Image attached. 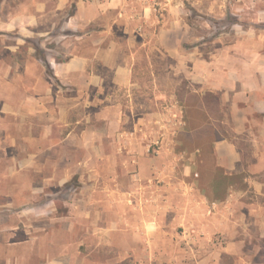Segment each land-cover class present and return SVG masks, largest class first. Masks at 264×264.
<instances>
[{
  "label": "crops",
  "instance_id": "1",
  "mask_svg": "<svg viewBox=\"0 0 264 264\" xmlns=\"http://www.w3.org/2000/svg\"><path fill=\"white\" fill-rule=\"evenodd\" d=\"M72 4L59 32L55 23L41 27ZM121 4L0 0V264H120L140 257L135 245L141 242L142 259L151 258L150 238L137 232L140 224L118 213L129 205L137 209L132 198L129 204L122 197L135 195L134 189L99 186L102 174H59L56 168L70 161L72 149L102 146L97 128H77L82 120L71 118L72 98L104 94L110 103L100 117L108 120L111 135L119 129L115 93L131 79L129 65L112 52L120 50L119 36H133L128 21L124 29L116 26ZM120 16L129 19L127 12ZM251 31L210 59L196 58L190 69L191 94L202 108L208 93L219 101L203 128L218 132L210 167L226 181L220 186L208 174V187L194 188L206 207L195 225L213 244V264H264V31ZM97 67L114 69L113 78ZM76 175L83 185L60 197L59 188ZM236 177L244 187L232 182ZM219 194L213 212L208 202ZM141 224L149 227L148 221Z\"/></svg>",
  "mask_w": 264,
  "mask_h": 264
},
{
  "label": "rangeland",
  "instance_id": "2",
  "mask_svg": "<svg viewBox=\"0 0 264 264\" xmlns=\"http://www.w3.org/2000/svg\"><path fill=\"white\" fill-rule=\"evenodd\" d=\"M121 6L120 13L127 12L129 19L119 13L116 26L124 29L128 21L133 36H119L120 50L112 52L120 64L129 65L131 79L119 84L115 93L119 129L111 135L108 120L100 117L102 107L110 103L104 94L90 91L87 99L72 98V120H82L79 129L97 128L102 146L72 149L69 162L56 163L57 171L102 174L99 186L135 190V195L122 197L125 203L132 198L137 209L129 205V211L118 213L140 224L137 232L150 238L146 245L151 258L142 259L145 244L141 242L135 245L140 257L120 264H213V244L195 225L206 207H201L202 196L194 191L199 183L208 187L210 178L220 186L226 179L213 174L210 167L213 136L203 128L202 101L191 94L190 69L196 58H212L250 30L264 31V0H123ZM73 12L72 4L65 13L45 19L41 27L51 28L55 23V32H59ZM57 49L67 52L60 44ZM103 72L109 80L114 76V69ZM106 86L109 90L110 83ZM92 181L87 175V182ZM232 182L245 186L238 177ZM82 185L76 175L59 188V196L66 197V191L72 194ZM220 195H212L208 202L213 212L212 199ZM146 221L149 227L141 224Z\"/></svg>",
  "mask_w": 264,
  "mask_h": 264
},
{
  "label": "trees",
  "instance_id": "3",
  "mask_svg": "<svg viewBox=\"0 0 264 264\" xmlns=\"http://www.w3.org/2000/svg\"><path fill=\"white\" fill-rule=\"evenodd\" d=\"M204 101H205V107H203L204 110V114H205V121L206 124L210 121V116L212 117L213 115H215L218 111H219V101H218V97L213 94V93H208L206 94L204 97ZM205 127V126H203ZM208 133L213 136V140L217 139L218 136V132L217 130L214 128V126H209L207 129ZM198 148H201V146H199Z\"/></svg>",
  "mask_w": 264,
  "mask_h": 264
}]
</instances>
